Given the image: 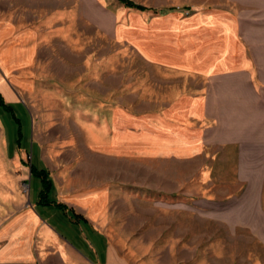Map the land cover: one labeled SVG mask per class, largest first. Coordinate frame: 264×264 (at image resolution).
Here are the masks:
<instances>
[{
	"label": "rangeland",
	"instance_id": "rangeland-1",
	"mask_svg": "<svg viewBox=\"0 0 264 264\" xmlns=\"http://www.w3.org/2000/svg\"><path fill=\"white\" fill-rule=\"evenodd\" d=\"M132 1L145 10L120 0H0L15 49L7 58L0 48L3 137L84 206L113 246L112 264H217V235L204 234L214 229L211 207L199 198L230 179L201 176L226 170L203 138L213 124L203 114L206 70L230 38L242 41L249 8Z\"/></svg>",
	"mask_w": 264,
	"mask_h": 264
},
{
	"label": "crops",
	"instance_id": "crops-1",
	"mask_svg": "<svg viewBox=\"0 0 264 264\" xmlns=\"http://www.w3.org/2000/svg\"><path fill=\"white\" fill-rule=\"evenodd\" d=\"M235 1L249 8L252 21L241 30L242 41L230 38L220 57L211 54L209 105L203 111L213 123L203 130L204 141L215 148L213 161L226 170L210 168L201 175L230 180L224 191L199 200L211 207L206 221L214 229L204 234H210L209 241L217 235V264H264V0ZM10 29L0 26V48L7 58L15 52L5 44ZM192 68L182 70L196 74ZM4 88L2 82V93ZM198 104L189 108L197 111ZM2 131L0 125V264H112L107 234L81 203L61 191L50 169L52 200L66 208L40 202L42 181L32 166H47L29 161L24 148L11 151Z\"/></svg>",
	"mask_w": 264,
	"mask_h": 264
},
{
	"label": "trees",
	"instance_id": "trees-1",
	"mask_svg": "<svg viewBox=\"0 0 264 264\" xmlns=\"http://www.w3.org/2000/svg\"><path fill=\"white\" fill-rule=\"evenodd\" d=\"M120 1L128 7H135L138 9L145 10V8L142 5H138L132 0H120ZM0 105L3 106L4 108L10 109L9 104H7L4 101L1 93H0ZM17 122L19 123V121ZM19 131L21 133L20 127H19ZM32 172L34 175L40 177L42 181V190L40 192V202L45 205L54 204L58 208L65 209L66 208L65 204L53 201L51 198V193L53 192L55 186H54L53 179L50 177V172L46 169H38L34 166H32Z\"/></svg>",
	"mask_w": 264,
	"mask_h": 264
}]
</instances>
